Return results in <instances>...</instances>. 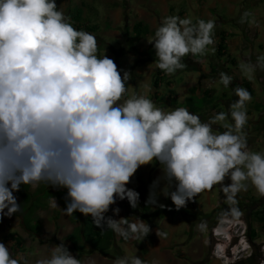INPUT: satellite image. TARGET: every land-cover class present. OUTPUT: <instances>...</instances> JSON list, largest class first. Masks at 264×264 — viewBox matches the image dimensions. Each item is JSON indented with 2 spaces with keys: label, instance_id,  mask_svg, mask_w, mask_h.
<instances>
[{
  "label": "clouds",
  "instance_id": "obj_1",
  "mask_svg": "<svg viewBox=\"0 0 264 264\" xmlns=\"http://www.w3.org/2000/svg\"><path fill=\"white\" fill-rule=\"evenodd\" d=\"M239 23L256 21L246 10ZM215 27V18L193 23L190 17H164L147 40L156 68L172 75L188 67L186 56L215 54ZM97 52L95 36L76 30L56 0H0V220L21 211L14 193L22 186L44 185L66 190L64 215L79 212L101 231L141 242L152 231L146 221L105 214L117 200H127L136 209L139 193L126 185L139 168L157 164L160 175L149 186L145 205L167 207L157 201L161 183L159 195L170 199L176 211L220 185L228 207L211 230L221 251L217 257L233 256L235 246L246 254L238 222L243 212L236 197L251 187L264 198V153L249 150L244 132L251 93L235 87L238 99L206 122L185 107H157L145 95L133 94L120 102L131 73L118 69L105 52L102 57ZM238 69L242 77L254 80L256 71L264 70V54L254 62L241 60ZM232 81L221 72L213 83L228 88ZM50 203L59 208L54 197ZM119 211L112 208L113 216ZM206 228V222L197 225L200 232ZM155 234L166 235L158 228ZM57 238L61 243L35 264H82L64 239ZM22 262L27 264L23 255L14 258L0 242V264ZM113 264L147 262L134 255Z\"/></svg>",
  "mask_w": 264,
  "mask_h": 264
},
{
  "label": "crops",
  "instance_id": "obj_2",
  "mask_svg": "<svg viewBox=\"0 0 264 264\" xmlns=\"http://www.w3.org/2000/svg\"><path fill=\"white\" fill-rule=\"evenodd\" d=\"M64 3L65 0H63ZM81 3L84 2L78 0L77 5L80 6ZM89 3L96 4L92 1L85 4L89 5ZM101 5L104 8L102 16L95 10V7L90 8L89 11H93L90 15L86 11L83 12V16L87 21L85 26L96 29L95 35L100 33L97 22L98 17H101L108 25L106 30L101 32L103 36L125 40L123 47L114 48L106 44L104 50L97 52V55L101 57L105 52V55L114 60L118 69L131 73L127 92L120 102L130 98L133 94L145 95L157 107L168 111L185 107L190 113L199 116L202 122H206L214 113L227 112L230 104L238 99L233 89L244 87L250 91L252 96V100L247 104L248 121L244 132L254 125V127L258 126V130L264 131V70L258 69L255 79L248 81L242 77L238 69L241 60L250 58L254 62L258 55L264 54V0H105ZM246 10L253 14L255 24L239 23L241 14ZM171 15H178L180 18L190 17L193 23L197 19L207 21L215 18L216 21L215 54L208 52L203 57L191 55L184 57L183 62L188 67L178 70L179 74L176 78L174 74L167 75V77L159 76L162 71L156 68L154 50L152 45L147 43L148 38L154 35L161 20ZM135 23H141L148 31L137 40L131 37V27ZM220 39L223 48L218 56L217 45ZM188 61L193 62L194 66L189 67ZM210 65L216 67L219 72L211 73ZM221 72L233 77L228 88L213 83L219 79ZM254 114L257 117L256 120L252 119ZM214 128L220 132L224 131L219 126H214ZM159 175L157 164L139 168L131 178V182L126 185L127 188L139 193L138 207L132 209L127 200H117L116 204L110 206L105 214L117 220L122 217H139L150 225L152 231L149 235L141 242L124 241L112 232L113 239L106 249L95 251L86 247L79 257L82 264H113L117 258L134 255H138L147 264H152L153 261L157 264H226L224 259L215 255L220 254L221 251L219 247L214 246L216 242L212 236L211 230L214 227L210 226L211 220L204 216H197L213 211L221 201L217 198V204L209 203L204 209L203 203L205 205L207 202V191H205L196 197V202L188 203L187 207L179 211H162L159 207L146 206L149 186ZM162 186L161 183L156 188L157 193ZM29 189L33 188L29 186ZM160 197L163 201L161 204L172 205L170 199L162 195ZM58 207L60 209L50 206L47 210L38 211L39 230L35 236L22 229L15 215L11 217V220L5 218L11 225L9 232L15 233L23 241L21 252H10L14 258L21 254L27 260V264H35L37 259L49 255L52 245L61 243L58 236L64 239L68 250L77 257L66 240L74 225L69 223L67 216L61 211L63 208ZM112 208L120 209L117 216H113ZM52 209L57 210V217L52 216L50 212ZM80 217L84 216L80 214ZM181 218L184 220V226L179 229ZM201 222L207 224L203 232L197 230V225ZM5 225L6 223H3V226ZM157 228L166 235L158 238L155 234ZM3 243L12 249L13 245L7 240ZM215 248L217 251L214 252Z\"/></svg>",
  "mask_w": 264,
  "mask_h": 264
},
{
  "label": "trees",
  "instance_id": "obj_3",
  "mask_svg": "<svg viewBox=\"0 0 264 264\" xmlns=\"http://www.w3.org/2000/svg\"><path fill=\"white\" fill-rule=\"evenodd\" d=\"M71 1V0H69ZM90 6L81 3L80 6L72 7L69 10L68 17L70 18V23L76 30H83L89 33H94L95 28L94 27H86L85 23L86 17L83 16V12L89 11ZM147 29L145 26H143L141 23H135L131 27V37L133 40H137L140 37L144 36L147 33ZM125 32H123L124 34ZM95 36V35H94ZM97 44H98V51L101 49H104L107 45L105 42H103L101 39L96 37ZM222 40L220 39L218 45H217V55H220V51L223 48V45L221 44ZM189 62V61H188ZM189 67H193L194 63L189 62ZM211 73L217 74L219 71L216 67L213 65H210ZM156 79V78H155ZM249 91V90H248ZM250 92V91H249ZM256 108V107H254ZM229 181L227 178L225 179V183H228ZM51 187H45L44 185H40L37 188H34L32 190L29 189L28 185H24L21 187L20 191L16 192L15 194L18 196V203L21 204V211L14 214L22 226V229L28 232H31L34 236L38 234V211L39 210H47L48 207H50V200L52 197L55 198L58 206L61 208L65 207V201L63 197L66 195V190H55ZM217 197L221 202H224L225 198L223 193L220 190V185H217ZM171 207V206H169ZM166 207L164 209H161L162 211H168ZM221 209H218L216 213L220 212ZM52 213L53 217H57V210L52 209L50 211ZM264 211L262 212V216H258V212L252 213L253 219L257 217V219L260 222H264ZM68 221L70 224L74 225L71 233L69 236L66 237L67 242L70 244L71 249L73 252L77 254V257L81 256V253L84 252L86 247L89 250H104L110 245L113 236L111 230H104L101 231L99 228H96L95 225L92 223L91 217H80L79 212H75L72 216H67ZM256 233L255 231L248 225V237L249 238H255ZM5 240V239H4ZM6 240L11 243L12 249H9L10 252L13 253H19L21 252V246L23 244L22 239L15 233L9 232L7 233Z\"/></svg>",
  "mask_w": 264,
  "mask_h": 264
},
{
  "label": "rangeland",
  "instance_id": "obj_4",
  "mask_svg": "<svg viewBox=\"0 0 264 264\" xmlns=\"http://www.w3.org/2000/svg\"><path fill=\"white\" fill-rule=\"evenodd\" d=\"M84 3H88L90 1L95 2V5H92L91 3H89V6L91 7V9H94L99 13L100 16H102L101 14L104 13V8L102 7V2H104L105 0H81ZM57 2V6H58V10H61L64 15L66 17H68L69 14V10L73 7V5H77L78 4V0H73L70 1L68 3V1L65 0V3L63 4V0H56ZM75 3V4H74ZM100 3V4H99ZM78 6V5H77ZM92 11V10H91ZM91 11H87V13L90 15ZM93 12V11H92ZM220 12V10H219ZM85 13V11H84ZM98 27H99V31L100 33H96V35L94 33H91L93 35H95L96 37H98L99 39H101L103 42H105L106 44H110L112 45V47L114 48H119L118 46L123 47L125 40L121 39H113V38H108L103 36V34H101L102 31L106 30L107 28V23L104 21V18L101 19V17H98ZM104 50V49H103ZM177 74H179L178 72L174 73V78H176ZM254 84L255 81H253ZM255 110V109H253ZM252 119L256 120L257 117L254 114ZM249 119V120H252ZM251 124V122H250ZM252 125V124H251ZM255 126V125H254ZM252 127L250 129H246L248 131H246V135H247V144H248V148L251 151L254 152H261L264 153V131H260L258 130V126L257 127ZM157 192V191H156ZM157 201L159 204H161L162 198L160 197L159 193H157ZM14 195L17 197V201H18V196L14 193ZM217 185L213 186V189L211 191H207V202H205V205L203 203V208L205 209L207 207V204L209 203H218L217 201ZM236 199L238 200V207L239 209L243 212V215L238 219L239 221V225L242 226V228L244 229V236H243V245H245L247 247V250L245 251L246 254L244 253H238V250L235 249L237 246H235L233 248V256H229L228 258L225 259L226 264H253V260H252V256L246 257L247 254H251L252 249H253V243L254 241L259 243V246L261 249L260 254L263 255L264 258V223L262 224L261 222L258 225H255L254 219L251 216L254 208L256 207V203L257 202H263L262 207H264V198H258L255 193H254V189H252L251 187H249V190L247 192H240L237 194ZM167 207H169V205H167ZM191 207V206H190ZM228 207V205L225 204V202H221L219 206H217L216 208L213 209V211L207 213V214H198L197 216H204L205 218L211 220V224L210 226L215 227L217 226V224L219 223V214ZM171 208H173L172 211H176L174 209V206L171 205ZM218 209H221L220 212L216 213V211ZM259 212H261L259 210ZM183 213V212H182ZM181 214L179 213V216ZM6 218V217H5ZM5 218H3L2 220H0V242H4L6 240L7 237V233H9V228L11 227L9 221H6ZM11 220V218H10ZM184 220L183 218H181V220H179V229H182V227L184 226L183 224ZM3 223L6 225L3 226ZM12 224H13V219H12ZM248 225H250V227L252 229H256L257 231V239L255 240V238H249L248 237ZM257 226V227H256ZM14 230V228H13ZM5 239V240H4ZM235 243V240L231 241V244ZM264 262V260H263ZM260 264H264V263H260Z\"/></svg>",
  "mask_w": 264,
  "mask_h": 264
},
{
  "label": "flooded vegetation",
  "instance_id": "obj_5",
  "mask_svg": "<svg viewBox=\"0 0 264 264\" xmlns=\"http://www.w3.org/2000/svg\"><path fill=\"white\" fill-rule=\"evenodd\" d=\"M262 204H263V202H257L256 207L254 208L253 212H255V213L258 212V216H262V212L264 211V207L260 206ZM259 210L261 212H259ZM263 215H264V213H263ZM254 222H255V225H258L260 223V221L257 219V217L254 218ZM261 223L263 224L264 222H261ZM253 230L256 233V236H255V240H256L257 239V231H256V229H253ZM260 247H262V246H259V243L254 241L251 254L249 253L246 255V257L252 256L253 264L264 263L263 262V260H264L263 255L260 254V252H261Z\"/></svg>",
  "mask_w": 264,
  "mask_h": 264
},
{
  "label": "built area",
  "instance_id": "obj_6",
  "mask_svg": "<svg viewBox=\"0 0 264 264\" xmlns=\"http://www.w3.org/2000/svg\"><path fill=\"white\" fill-rule=\"evenodd\" d=\"M159 76L160 77H167V75L163 71L159 73ZM50 206H51V203H50ZM215 250L217 251V248L214 249V252H215ZM216 256H219V254H216Z\"/></svg>",
  "mask_w": 264,
  "mask_h": 264
},
{
  "label": "bare ground",
  "instance_id": "obj_7",
  "mask_svg": "<svg viewBox=\"0 0 264 264\" xmlns=\"http://www.w3.org/2000/svg\"><path fill=\"white\" fill-rule=\"evenodd\" d=\"M217 235H220L219 233Z\"/></svg>",
  "mask_w": 264,
  "mask_h": 264
}]
</instances>
